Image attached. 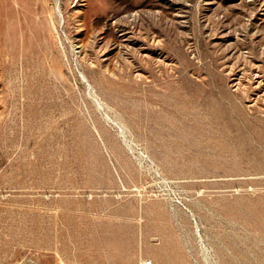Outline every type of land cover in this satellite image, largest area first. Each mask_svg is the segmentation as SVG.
Here are the masks:
<instances>
[{"label": "rangeland", "instance_id": "374dc122", "mask_svg": "<svg viewBox=\"0 0 264 264\" xmlns=\"http://www.w3.org/2000/svg\"><path fill=\"white\" fill-rule=\"evenodd\" d=\"M264 264V0H0V264Z\"/></svg>", "mask_w": 264, "mask_h": 264}, {"label": "built area", "instance_id": "2783aa9c", "mask_svg": "<svg viewBox=\"0 0 264 264\" xmlns=\"http://www.w3.org/2000/svg\"><path fill=\"white\" fill-rule=\"evenodd\" d=\"M151 264V263H150Z\"/></svg>", "mask_w": 264, "mask_h": 264}]
</instances>
